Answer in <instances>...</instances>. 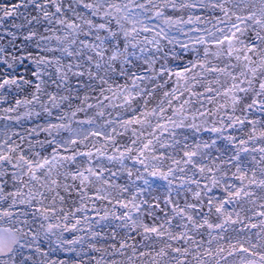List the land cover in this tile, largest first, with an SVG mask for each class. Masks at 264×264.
<instances>
[{
  "label": "snow or ice",
  "instance_id": "1",
  "mask_svg": "<svg viewBox=\"0 0 264 264\" xmlns=\"http://www.w3.org/2000/svg\"><path fill=\"white\" fill-rule=\"evenodd\" d=\"M4 37L0 264H264V0H0Z\"/></svg>",
  "mask_w": 264,
  "mask_h": 264
},
{
  "label": "rangeland",
  "instance_id": "2",
  "mask_svg": "<svg viewBox=\"0 0 264 264\" xmlns=\"http://www.w3.org/2000/svg\"><path fill=\"white\" fill-rule=\"evenodd\" d=\"M4 39H7V37H4L3 39H0V44H2L4 42ZM27 63H28V61L26 60L25 64H27ZM4 107H6V105L0 104V109H3ZM0 123H2V121H0Z\"/></svg>",
  "mask_w": 264,
  "mask_h": 264
}]
</instances>
